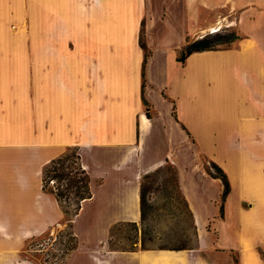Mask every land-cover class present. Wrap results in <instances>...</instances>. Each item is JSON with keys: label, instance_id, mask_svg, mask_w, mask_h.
<instances>
[{"label": "crops", "instance_id": "1", "mask_svg": "<svg viewBox=\"0 0 264 264\" xmlns=\"http://www.w3.org/2000/svg\"><path fill=\"white\" fill-rule=\"evenodd\" d=\"M28 8L22 41L11 35L22 0H0V255L7 240L10 247L59 224L63 211L43 191L42 170L76 149L93 196L73 220L74 251L100 252L101 264L116 253L177 264L182 251L106 247L114 224L141 219V180L168 159L197 226L188 264H264V0H28ZM233 27L239 39L228 48L177 60L190 42ZM141 41L150 52L148 107ZM198 145L231 184L220 218L223 184L198 166ZM210 186L219 192L206 217Z\"/></svg>", "mask_w": 264, "mask_h": 264}, {"label": "rangeland", "instance_id": "2", "mask_svg": "<svg viewBox=\"0 0 264 264\" xmlns=\"http://www.w3.org/2000/svg\"><path fill=\"white\" fill-rule=\"evenodd\" d=\"M28 12V0H22V23L17 26L16 32L13 29L11 30V35L22 41L29 40ZM231 24L234 25V23ZM228 32L239 36V31L235 27L226 29L223 33ZM22 50L24 53L28 51V48H23ZM204 150L205 145H198V166L206 169L207 167H211L210 162L213 160L205 154ZM74 151L75 149H68L64 154H71ZM211 169L213 172H216L215 169ZM141 185L145 188L147 205L144 223H141L140 220L137 222L140 229L138 233L139 238L143 237L147 247L153 248L150 251H182L181 259L177 264L191 263L194 257L192 250L197 248L198 242L197 226L189 204L186 202L187 200H185L179 187L176 166L167 159L161 166L144 175ZM49 186L57 187L58 184L51 182ZM222 190L223 186L221 187V192L218 191L217 187L210 186V189L206 193L207 205L204 209L206 217H210L213 214V206H215L213 199L218 192L221 195ZM100 194L101 192L98 191V196ZM252 195L250 200H245L242 203L245 210L249 209V204L252 205L255 202L256 192L252 191ZM217 203L216 216L220 218L221 198ZM93 211V206L88 207L81 216L80 230L82 237L88 234L87 226ZM65 219L67 218L63 213V218L59 224L49 231L33 238L15 240V244H12L10 247L8 245L10 241L7 240L6 251L0 255V264H90V261H93L94 264H101V260H104L105 257L100 252H96L94 254L95 257L74 250L66 255L63 249L67 239L64 238L63 240L60 236L61 232L67 227L68 222ZM205 226L207 231L212 232L214 230V221L205 222ZM143 231H145V234L142 233ZM136 235L133 227H120L114 234L112 244L115 247L128 246L130 241L127 237H134ZM106 247L114 251V248L109 243H107ZM178 248H181V250H177ZM229 255L233 261H237L235 253H229ZM194 261L201 262L200 259H194ZM218 262L219 264H224L225 260ZM107 264H140V261L138 255L116 253L111 254Z\"/></svg>", "mask_w": 264, "mask_h": 264}, {"label": "trees", "instance_id": "3", "mask_svg": "<svg viewBox=\"0 0 264 264\" xmlns=\"http://www.w3.org/2000/svg\"><path fill=\"white\" fill-rule=\"evenodd\" d=\"M239 36L232 32L223 33L218 32L213 35H209L203 39L190 42L186 48L179 54L177 60L181 63H185L186 59L195 52H203L210 50H217L219 48H228L233 42L237 41ZM142 48L145 52L143 71H142V92H143V102L145 106H149L144 98V88H145V64L148 60L150 52L147 46L141 41ZM150 117V113H147ZM183 129L187 131L186 127L182 125ZM190 135V133L187 131ZM211 167H207L206 170L212 178L220 179L223 184V190L221 193V205L220 214L221 217L224 216V204L228 195L231 192V184L226 172L215 162H210ZM216 172H213L212 169ZM51 182H56L57 187H50ZM42 189L44 192L52 194L57 200L59 206L61 207L65 217L67 219V227L61 232V238L64 240L66 238V243L64 245L63 251L66 255L75 250L78 245L77 236L73 231V220L79 214L82 204L84 201L89 200L93 196L91 177L86 170H84L80 164V156L78 151L75 149L73 153H66L58 158L51 160L48 164L43 167L42 170ZM140 210H141V223H144L146 218V192L145 188L141 185L140 190ZM186 200V199H185ZM187 202V201H186ZM123 226H130L136 231V236L127 237L130 244L125 247H115L113 246V237L117 229ZM139 225L136 222H119L114 224L109 233L108 243L113 247L114 251L121 252H136L138 250H152L153 248H148L146 241L143 237L139 238ZM145 234V231L142 232ZM49 234V233H48ZM140 245V246H139ZM177 250H181L178 248ZM262 258L264 259V252L259 250Z\"/></svg>", "mask_w": 264, "mask_h": 264}, {"label": "bare ground", "instance_id": "4", "mask_svg": "<svg viewBox=\"0 0 264 264\" xmlns=\"http://www.w3.org/2000/svg\"><path fill=\"white\" fill-rule=\"evenodd\" d=\"M167 260H170L171 258H166ZM245 264V263H244Z\"/></svg>", "mask_w": 264, "mask_h": 264}]
</instances>
